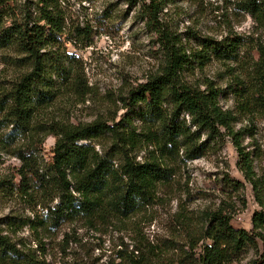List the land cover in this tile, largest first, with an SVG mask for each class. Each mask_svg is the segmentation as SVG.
<instances>
[{"label": "rangeland", "instance_id": "obj_1", "mask_svg": "<svg viewBox=\"0 0 264 264\" xmlns=\"http://www.w3.org/2000/svg\"><path fill=\"white\" fill-rule=\"evenodd\" d=\"M160 1L157 21L150 22L141 0H56L52 9L62 18L63 30L49 50L83 83L81 88L58 90L39 120L85 124L102 119L111 124L123 121L138 133L146 130V105L132 107L128 98L132 90L162 73L167 36L195 61L181 72V79L201 90L212 81L221 90L220 106L236 116L232 126L243 132L242 146L251 154L256 175L264 179V65L258 64L264 60V19L243 10L245 0ZM41 6L40 0H0V23L5 28L16 23L44 25ZM235 34L243 38L235 59L214 57L199 66L194 53L203 38L221 41ZM21 57L14 48H0V98L26 70ZM237 77L251 96L248 104L235 91ZM3 117L0 109V224L18 248L41 264H121L122 254L150 248L162 253L153 262H172L178 250L189 248L188 233L195 231L204 211L219 206L233 215L235 227L253 230V216L261 207L223 127L222 138H210L206 130L191 124L189 114L181 115L211 148L194 160L181 157L172 179L160 185L155 199L138 213L127 218L70 217L51 225L50 208L60 201V192H42L31 183L30 194H25L17 153L37 144L35 156L43 173L52 163L56 137L50 134L41 144L40 133H19ZM81 142H92L99 151L112 144L107 135ZM152 149L143 144L134 156L143 161ZM229 177L241 183L238 190L227 186ZM260 246L261 251L262 242ZM260 251L252 249L233 264H252Z\"/></svg>", "mask_w": 264, "mask_h": 264}, {"label": "trees", "instance_id": "obj_2", "mask_svg": "<svg viewBox=\"0 0 264 264\" xmlns=\"http://www.w3.org/2000/svg\"><path fill=\"white\" fill-rule=\"evenodd\" d=\"M40 1V20L44 25L16 23L5 28L0 23V48L16 49L23 55L18 59L26 69L0 98V109L4 114L2 119L13 124L19 133H40L41 144L50 134L56 137L52 163L43 173L35 156L37 144L30 143L17 153L22 161L20 188L25 194H30L31 183L42 192H60V201L50 208L51 225L70 217L127 218L150 204L160 185L172 179L175 163L181 157L194 160L211 148L207 141L200 140V132L193 131L181 118L187 113L191 116V124L206 130L210 138H222L221 127L232 137L240 157V168L252 184L261 207L253 216V230L235 227L233 215L223 206L208 208L195 231L188 233L186 245L189 248L178 250V257L172 262H153L155 256L160 260L162 253L150 248L142 252L136 249L138 254L136 251L122 254L121 264H233L252 249L260 251V242L263 244L260 256L252 264H264V179L256 175L251 154L242 146L243 132L235 131L232 126L236 116L220 106L221 90L214 87L212 81L207 83L205 90L185 83L181 72L195 61L166 36L167 62L162 73L132 90L128 98L132 107L146 105L143 115L149 126L146 130L138 133L129 128L130 124L125 127L123 121L111 124L102 119L85 124L41 121L40 111L56 98L58 90L66 86L81 88L83 82L49 50L56 45L63 23L52 9L56 0ZM141 1L146 18L156 22L161 1ZM242 8L255 18L264 19V0H245ZM242 44L243 38L237 34L221 41L203 38L201 49L194 55L199 66L206 65L214 57L231 60L236 58ZM263 61L258 63L260 67ZM235 81V91H240L238 95L243 103H250L251 96L245 94L243 81L239 77ZM106 135L112 144L104 151L97 150L92 142H81ZM143 144L153 149L150 157L139 161L134 154ZM226 184L235 190L241 186L230 177ZM0 264L41 262L18 248L3 233L0 224Z\"/></svg>", "mask_w": 264, "mask_h": 264}]
</instances>
